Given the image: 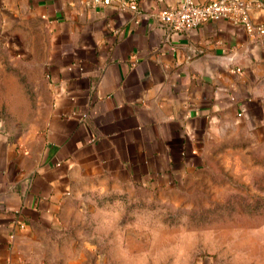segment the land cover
I'll return each instance as SVG.
<instances>
[{"label":"crops","instance_id":"crops-1","mask_svg":"<svg viewBox=\"0 0 264 264\" xmlns=\"http://www.w3.org/2000/svg\"><path fill=\"white\" fill-rule=\"evenodd\" d=\"M128 1L0 0L44 23L52 91L40 147L0 130V264H34V225L84 186L171 183L221 127L264 131V33L227 18L169 32L156 15L181 0ZM246 1L264 25V0Z\"/></svg>","mask_w":264,"mask_h":264},{"label":"rangeland","instance_id":"rangeland-1","mask_svg":"<svg viewBox=\"0 0 264 264\" xmlns=\"http://www.w3.org/2000/svg\"><path fill=\"white\" fill-rule=\"evenodd\" d=\"M44 23L0 5V130L41 145L52 99ZM171 183H90L33 227L34 264H264V131L221 127Z\"/></svg>","mask_w":264,"mask_h":264},{"label":"built area","instance_id":"built-area-1","mask_svg":"<svg viewBox=\"0 0 264 264\" xmlns=\"http://www.w3.org/2000/svg\"><path fill=\"white\" fill-rule=\"evenodd\" d=\"M110 1L100 0L104 4ZM127 6L133 11L137 10L134 0L128 1ZM248 10L249 2L246 0H181L175 6L161 8L156 16L169 32H188L204 22L227 18L233 23L242 24L248 31L264 33V25L254 24Z\"/></svg>","mask_w":264,"mask_h":264}]
</instances>
